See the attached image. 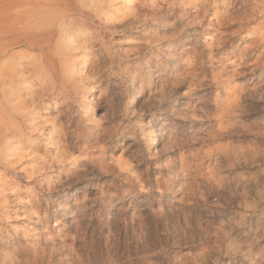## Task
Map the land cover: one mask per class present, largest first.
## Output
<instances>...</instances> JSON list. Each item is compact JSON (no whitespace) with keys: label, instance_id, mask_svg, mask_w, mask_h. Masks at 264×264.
Wrapping results in <instances>:
<instances>
[{"label":"rangeland","instance_id":"rangeland-1","mask_svg":"<svg viewBox=\"0 0 264 264\" xmlns=\"http://www.w3.org/2000/svg\"><path fill=\"white\" fill-rule=\"evenodd\" d=\"M0 264H264V0H0Z\"/></svg>","mask_w":264,"mask_h":264}]
</instances>
